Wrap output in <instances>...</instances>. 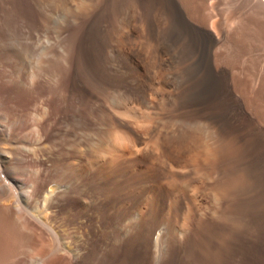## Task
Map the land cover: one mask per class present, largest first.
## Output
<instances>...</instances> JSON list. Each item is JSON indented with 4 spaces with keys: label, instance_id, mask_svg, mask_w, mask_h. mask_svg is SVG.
Segmentation results:
<instances>
[{
    "label": "bare ground",
    "instance_id": "obj_1",
    "mask_svg": "<svg viewBox=\"0 0 264 264\" xmlns=\"http://www.w3.org/2000/svg\"><path fill=\"white\" fill-rule=\"evenodd\" d=\"M82 2L0 0V264H264V0Z\"/></svg>",
    "mask_w": 264,
    "mask_h": 264
},
{
    "label": "rangeland",
    "instance_id": "obj_2",
    "mask_svg": "<svg viewBox=\"0 0 264 264\" xmlns=\"http://www.w3.org/2000/svg\"><path fill=\"white\" fill-rule=\"evenodd\" d=\"M83 2L81 3V5H83V6H81L80 7V3H79V5L77 4V6L78 7H80L82 10H88V9H90L91 7H92V5H93V3H94V0L92 1V0H82ZM92 3V4H91ZM85 6V7H84ZM67 14H69L71 17H74L75 16V18H78V19H80V20H77V22H76V24H74V25H72V26H70L69 28L71 29V28H77L78 27V25H79V23H80V21H81V19L82 18H84V15L85 14H76V13H74L73 11H68L67 9L65 10V9H57L53 14H52V18H53V24L54 25H57L56 24V22L58 23V22H60L61 21V23H63L64 24V26L66 27V26H68V24L66 23V15ZM64 16V17H63ZM81 16V17H80ZM66 24V25H65ZM29 60V61H28ZM27 61H28V69L30 70V57H29V59H28ZM7 144V145H6ZM1 146H8V143H2V145ZM19 194V195H18ZM44 195H46V194H43V197L41 198V200H40V202H39V204H38V206L36 207L37 208V210L38 211H36L35 213H38V212H41V210H43L42 208H43V205H44ZM1 197H0V202L2 201L1 200V198H3L4 199V197H2V196H5V198L6 197H8V196H6L5 194L4 195H0ZM20 198V193H17V199H19ZM5 200V199H4ZM43 200V201H42ZM20 204L22 205V207H25L24 209L26 210V211H29L30 210V212H33V210L32 209H30V204L29 205H26L24 202H22V200H21V198H20ZM42 202V203H41ZM22 203H24V206H23V204ZM27 206H29L28 208H27ZM40 206V207H39ZM32 210V211H31ZM29 212V213H30ZM39 214V213H38ZM38 214H36V215H38ZM35 248H33V247ZM31 247H30V249H33L32 250V252L31 251H29L28 253H27V259H26V262L24 263V264H31V261H32V264H35L36 263V261H37V263L38 264H40V263H42V262H44L45 260H47V259H49L50 258V256L49 255H46V257H43L44 259L42 260V258L41 257H38V255L40 254V253H38V251L40 252V250H38V249H40V246H39V244H33ZM37 247H39V248H37ZM37 249V252L36 253H34L35 251L34 250H36ZM31 252V253H30ZM35 258H34V257ZM29 257H31V258H29ZM38 257V258H37ZM34 258V259H33ZM38 259V260H37ZM35 261V262H34ZM36 263V264H37Z\"/></svg>",
    "mask_w": 264,
    "mask_h": 264
}]
</instances>
